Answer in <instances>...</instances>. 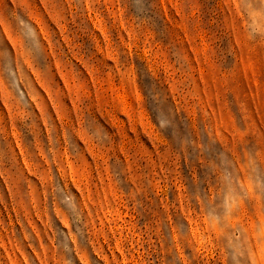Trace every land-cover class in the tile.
<instances>
[{"label":"rangeland","instance_id":"1","mask_svg":"<svg viewBox=\"0 0 264 264\" xmlns=\"http://www.w3.org/2000/svg\"><path fill=\"white\" fill-rule=\"evenodd\" d=\"M0 264H264V0H0Z\"/></svg>","mask_w":264,"mask_h":264}]
</instances>
